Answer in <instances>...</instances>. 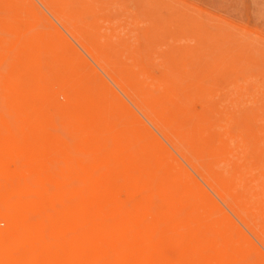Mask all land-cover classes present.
<instances>
[{"label":"bare ground","instance_id":"obj_1","mask_svg":"<svg viewBox=\"0 0 264 264\" xmlns=\"http://www.w3.org/2000/svg\"><path fill=\"white\" fill-rule=\"evenodd\" d=\"M38 1L264 247V192L257 189L264 190V167L249 183L250 172L233 167L237 138L230 145L209 141L211 129L187 127V98L208 89L193 80L185 86L188 75L174 67L152 76L138 63L117 62L91 7ZM22 36L15 31L0 41V69L9 60L22 67L0 77V264H254L203 192L184 184L158 147L126 117L107 121L109 103L97 84L52 56L59 42ZM18 48L29 57L15 55ZM130 53L122 56L133 59ZM61 62L66 77L51 79ZM53 111L68 137L54 133ZM168 247L178 254L167 259Z\"/></svg>","mask_w":264,"mask_h":264},{"label":"rangeland","instance_id":"obj_2","mask_svg":"<svg viewBox=\"0 0 264 264\" xmlns=\"http://www.w3.org/2000/svg\"><path fill=\"white\" fill-rule=\"evenodd\" d=\"M77 1L91 7L95 17L104 22L105 49L111 56L121 57L116 59L117 62L138 63L152 76L174 67L188 75L185 86H191L189 80H193L203 85L205 91L208 89L204 97L202 94L197 99L187 98L193 108L186 122L188 129H211V135L207 137L209 141L218 137L224 144L234 143L231 146L235 152L233 161L236 160L233 167L247 169L250 172L249 183L261 177L264 167V10L261 5L264 0ZM38 2L0 0V41L19 31L23 35L21 40L39 34L43 40L59 42L60 48L50 51L52 56L74 64L77 72L87 76L92 84H97L100 91L96 93L105 96V101L110 104H105L107 121L116 123L118 117H126L131 126L138 128L141 136L159 148L167 165L182 176L184 184L203 192V198L212 207L215 218L226 223L230 233L242 240L251 262L264 264V247ZM84 18L91 20L87 13ZM111 33L121 40L116 38L110 44L107 35ZM128 48L133 59L122 56ZM16 51L15 55L29 57L26 50L18 48ZM9 62L7 66L3 62L0 77L21 71L20 60ZM66 63L53 65L50 78L56 81L64 79L68 71ZM13 67L17 70H11ZM2 70L7 71L3 73ZM5 107L0 100V110H5ZM201 115L209 116L210 121H200ZM54 118H58L56 123L59 124L55 123L54 133L68 137L65 129L57 128L61 127V120L53 111ZM241 136L246 147L240 145ZM232 137L240 142L239 148L236 142L231 143ZM257 189L264 192L259 186ZM168 248V255L165 253L167 259L178 254L177 249Z\"/></svg>","mask_w":264,"mask_h":264},{"label":"snow or ice","instance_id":"obj_3","mask_svg":"<svg viewBox=\"0 0 264 264\" xmlns=\"http://www.w3.org/2000/svg\"><path fill=\"white\" fill-rule=\"evenodd\" d=\"M262 10H264V4L261 5Z\"/></svg>","mask_w":264,"mask_h":264}]
</instances>
